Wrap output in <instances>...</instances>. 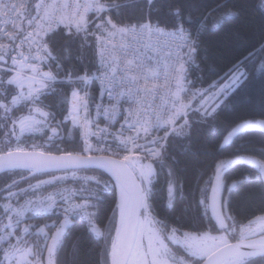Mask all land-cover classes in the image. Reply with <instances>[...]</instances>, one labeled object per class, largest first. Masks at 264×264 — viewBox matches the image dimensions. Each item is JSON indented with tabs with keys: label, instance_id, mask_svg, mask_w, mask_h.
Listing matches in <instances>:
<instances>
[{
	"label": "snow or ice",
	"instance_id": "1",
	"mask_svg": "<svg viewBox=\"0 0 264 264\" xmlns=\"http://www.w3.org/2000/svg\"><path fill=\"white\" fill-rule=\"evenodd\" d=\"M0 264H264V0H0Z\"/></svg>",
	"mask_w": 264,
	"mask_h": 264
}]
</instances>
